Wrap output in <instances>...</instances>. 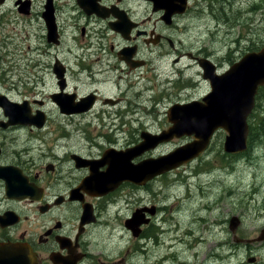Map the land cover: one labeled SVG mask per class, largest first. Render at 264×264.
<instances>
[{
	"label": "flooded vegetation",
	"instance_id": "af4514ba",
	"mask_svg": "<svg viewBox=\"0 0 264 264\" xmlns=\"http://www.w3.org/2000/svg\"><path fill=\"white\" fill-rule=\"evenodd\" d=\"M204 10L199 0H0L1 262L9 264L18 254L23 258L31 253L32 264H54V260L81 264L86 259L96 264L94 238L88 232L101 221L106 200L124 185L107 196L92 195L82 187L90 175L89 165L79 167L74 157L98 159L103 152L96 157L42 149L47 125L52 124L49 109H57L72 124L98 108L120 105L123 97L109 93V82L97 77L108 67L131 73L149 66L157 75L159 63L152 61L171 60L176 66L166 73V81L180 82L191 68L188 61L214 62L206 50L192 52L189 47L191 20L201 18ZM89 95L95 100L87 111H61L72 97L81 101ZM140 99L128 96L122 118L139 110L153 118L149 114L157 101L150 98L149 108ZM8 101L18 104L12 111L17 117L6 110ZM41 112L46 115L40 116ZM97 113L98 118L111 114L105 109ZM166 121L170 123L168 116ZM142 129L139 138L106 149L140 143ZM113 140L108 138V144ZM85 209L91 222L83 217ZM149 227L150 239L156 228Z\"/></svg>",
	"mask_w": 264,
	"mask_h": 264
},
{
	"label": "rangeland",
	"instance_id": "374dc122",
	"mask_svg": "<svg viewBox=\"0 0 264 264\" xmlns=\"http://www.w3.org/2000/svg\"><path fill=\"white\" fill-rule=\"evenodd\" d=\"M199 1L205 14L191 20L189 47L192 52L206 50L220 72L246 52L264 46V0ZM110 61L114 62L113 57ZM188 62L191 68L181 83L166 81V73L176 66L171 60L152 61L159 63L161 72L157 75L149 66L131 73L108 67L103 76L97 77L109 82V93L122 96V103L98 108L85 119L76 117L72 124L63 120L57 109L50 108L52 124L47 125L42 149L58 155L71 151L97 157L107 145L123 146L132 138H139L140 128L156 132L169 127L171 123L167 124L165 118L172 104L201 100L211 90L198 63ZM128 96H141L139 102L149 108L153 106L150 98L155 99L157 105L149 114L153 118L142 110L132 115L128 111L127 118H122ZM102 109L111 114L96 117ZM226 135L225 130L219 129L206 152L194 161L145 186L126 184L111 200H106L101 221L88 232L94 238L91 247L96 264H264V241L236 242L239 237L257 238L264 228V140L255 144L249 154H229L224 151ZM108 138L114 140L108 144ZM192 139L186 135L175 138L142 158L166 154ZM112 200L115 205L110 204ZM153 205L155 213L146 212L151 222L142 226V234L153 226L154 237H135L125 220L136 208L151 209ZM234 216L237 219L231 222ZM251 256L257 262L249 263ZM81 264H88V259Z\"/></svg>",
	"mask_w": 264,
	"mask_h": 264
},
{
	"label": "water",
	"instance_id": "95a60500",
	"mask_svg": "<svg viewBox=\"0 0 264 264\" xmlns=\"http://www.w3.org/2000/svg\"><path fill=\"white\" fill-rule=\"evenodd\" d=\"M199 64L203 68V78L209 81L211 90L202 100L194 99L171 105L167 110L171 125L167 129L157 134L143 131L142 141L137 145L122 150L106 149L98 160L75 155L74 159L79 167L90 166V175L85 179L86 186L85 183L82 185L84 189L92 195L104 196L117 189L123 182L145 185L153 178L179 168L198 157L210 146L215 132L219 129L227 132L224 141L225 152L241 154L248 150L250 135L248 117L256 106V95L259 88L264 86V47L258 51L246 53L224 73H218L216 65L209 59H201ZM94 100L95 98L89 95L75 102L72 97L68 105H62L61 111L65 113L87 111ZM4 106L9 115L17 117L12 111L13 107L18 104L8 101ZM43 115L44 113L41 112L40 116ZM22 123L31 124L32 122L24 120ZM185 135L193 139L167 154L144 158L138 163L133 162V159L156 148L161 143ZM101 167H105L104 171H100ZM155 209L154 206L151 209L138 208L126 220V227L132 231L134 236H139L141 226L150 222V218L146 217V212L152 210L151 214H154ZM89 213V210L85 209L83 217L87 219V222L93 219L92 217L88 220ZM235 219L237 218L234 216L231 222ZM232 229L233 231L236 229L233 223ZM263 241L264 228L257 238H236V242ZM34 260L31 254L23 258L18 254L9 264H31ZM255 261L254 256L248 258L249 263ZM54 263L56 264L57 260H54ZM0 264L4 262L0 261ZM5 264L8 263L5 262Z\"/></svg>",
	"mask_w": 264,
	"mask_h": 264
},
{
	"label": "trees",
	"instance_id": "16d2710c",
	"mask_svg": "<svg viewBox=\"0 0 264 264\" xmlns=\"http://www.w3.org/2000/svg\"><path fill=\"white\" fill-rule=\"evenodd\" d=\"M250 121V135H249V148L245 154H249L254 148L255 144H258L264 140V87L260 88L257 96V106L252 115ZM148 227L142 237L147 238L151 235Z\"/></svg>",
	"mask_w": 264,
	"mask_h": 264
},
{
	"label": "bare ground",
	"instance_id": "6f19581e",
	"mask_svg": "<svg viewBox=\"0 0 264 264\" xmlns=\"http://www.w3.org/2000/svg\"><path fill=\"white\" fill-rule=\"evenodd\" d=\"M204 59H209V58H204ZM210 60V59H209ZM200 62V61H199ZM235 63V62H234ZM231 66V65H230Z\"/></svg>",
	"mask_w": 264,
	"mask_h": 264
}]
</instances>
